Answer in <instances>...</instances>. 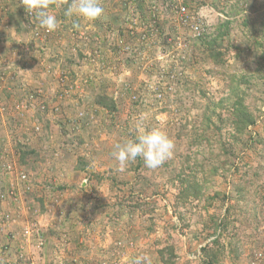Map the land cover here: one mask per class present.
Returning a JSON list of instances; mask_svg holds the SVG:
<instances>
[{
    "label": "rangeland",
    "instance_id": "374dc122",
    "mask_svg": "<svg viewBox=\"0 0 264 264\" xmlns=\"http://www.w3.org/2000/svg\"><path fill=\"white\" fill-rule=\"evenodd\" d=\"M70 2L48 32L0 0V187L31 197L37 166L69 174L49 184L51 215L97 238L46 251L38 197L0 264H264V0H100L95 21ZM141 117L174 153L120 171L114 146Z\"/></svg>",
    "mask_w": 264,
    "mask_h": 264
},
{
    "label": "clouds",
    "instance_id": "9594fccd",
    "mask_svg": "<svg viewBox=\"0 0 264 264\" xmlns=\"http://www.w3.org/2000/svg\"><path fill=\"white\" fill-rule=\"evenodd\" d=\"M21 4L30 15H34L41 28L48 32L57 30L60 22L50 9L61 8L64 0H21ZM104 9L100 0H71L64 12L67 17L76 16L86 21H95L102 17ZM79 27L78 24L74 25ZM143 117L137 123L138 135L114 146L112 156L118 162L119 170L123 171L130 162L142 158L146 167L157 169L170 159L174 153L175 144L169 135L160 128L144 130ZM147 256L137 257L133 264H147Z\"/></svg>",
    "mask_w": 264,
    "mask_h": 264
},
{
    "label": "crops",
    "instance_id": "0c3cea01",
    "mask_svg": "<svg viewBox=\"0 0 264 264\" xmlns=\"http://www.w3.org/2000/svg\"><path fill=\"white\" fill-rule=\"evenodd\" d=\"M20 66V65H19ZM36 77V76H35ZM36 82L35 84H33V86H37ZM33 169V168H32ZM73 171H79V170H75L73 169ZM36 176V182H38L39 184H36V186L33 185L34 190L36 189L35 187H38V192L35 194H32L31 197L29 196H21L20 194H17L16 190L12 191V195L14 196H10L8 188L10 187L9 184L8 185H2L0 187V192H4V196L0 195V250L2 247H6L9 244H11L12 247H20L19 243L17 242V240H13L11 243V238L10 236H12L9 231H12V233L14 234L15 237H17V234L15 235L13 229L17 230L18 227L20 225H22L24 222V220L26 219V214L30 213L32 214V209H36V204H34L35 202L40 204L38 201H40L38 199V197H42V201H44L45 204V208L46 210L43 211H34L33 213H38L37 214V218H40L41 220V224L43 226V231H44V247L46 248V251L52 253V251L56 252V255H60V259H69V256L67 254V250H69V246L72 245H67V243H64V239L69 238V237H76L79 239H82V241H85L86 239L88 240L87 236H91L94 239L97 238V235L92 232L90 229L87 230V227H73L72 230L75 231L73 232L68 225V217L65 218V220L62 223V218L59 220L58 219V223L60 225L59 228H57L56 226V219L57 217L55 215H51L54 212V201L53 199H51V195L49 193V190L51 188V186H49V184H53L56 181L59 183H66V185H69L70 181L72 183V178L70 180V175L69 174H60L61 177L58 178H54L52 175L53 174V169L52 170H48V168L46 167V169L43 170V168L40 167H36L33 171ZM10 181V180H9ZM10 183V182H9ZM82 186L84 187V185L82 184ZM15 197V198H14ZM54 198V197H53ZM58 198V197H56ZM54 199L57 201V199ZM38 200V201H37ZM58 202H62L60 199L58 200ZM31 204V205H29ZM51 208V209H49ZM59 208V206H58ZM22 209H23V217H22ZM58 210V209H57ZM13 214L18 220H20L21 222H18V224L16 226H12V225H6L5 221H4V216H8ZM68 214V212H67ZM75 215L77 213H74ZM81 214L87 215V212H81ZM54 217V218H53ZM87 218H81V220H84ZM24 225V224H23ZM66 225V226H65ZM12 226V227H11ZM25 226V225H24ZM96 232V231H95ZM87 234V235H86ZM85 236V237H84ZM87 237V238H86ZM56 243H59L58 247L56 248L55 246H53V244L56 245ZM41 248V246L37 247L35 250L38 251V249ZM44 249V248H43ZM11 250V248H10ZM81 252V256H84L85 253L87 252ZM59 253V254H58ZM50 259V258H47ZM91 259V258H88ZM65 260V261H66ZM81 264H85L82 260L80 261ZM73 264V263H70Z\"/></svg>",
    "mask_w": 264,
    "mask_h": 264
},
{
    "label": "built area",
    "instance_id": "2783aa9c",
    "mask_svg": "<svg viewBox=\"0 0 264 264\" xmlns=\"http://www.w3.org/2000/svg\"><path fill=\"white\" fill-rule=\"evenodd\" d=\"M185 11H186V9H185V8H182V14L185 15ZM193 29L195 30L196 35H198V36L201 35V31H200V28H199L198 26H197V27H194ZM24 177H25V176H24Z\"/></svg>",
    "mask_w": 264,
    "mask_h": 264
}]
</instances>
